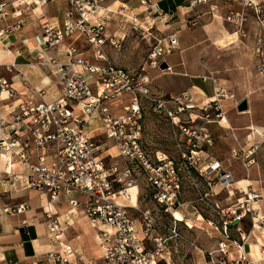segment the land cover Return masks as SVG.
Here are the masks:
<instances>
[{
    "label": "built area",
    "instance_id": "obj_1",
    "mask_svg": "<svg viewBox=\"0 0 264 264\" xmlns=\"http://www.w3.org/2000/svg\"><path fill=\"white\" fill-rule=\"evenodd\" d=\"M108 1H39L42 5L55 2L63 5L61 18L40 23L41 33L36 40L43 50L38 55L40 64L53 70L59 95L48 100L43 90L34 89L35 95L17 98L6 109L9 119L0 117V160L4 163L0 182L11 186L18 183L24 189H34L47 196L45 212L50 220V234L55 238L60 229L58 218H52L54 206L67 202L69 218L76 213L70 210L80 208L99 232L101 255L96 262L88 264H188L197 248L196 239L190 237L193 229L217 235L216 248L206 251L210 264H254L244 251L245 238L241 234L239 240L231 236L232 224L240 221L246 212L254 211L245 201L238 198L235 204L225 207L215 204L209 215L196 210L191 224L180 212L184 205L181 170L194 171L201 177L209 175L210 190L216 183L221 189L231 184V173L223 169L218 159L205 162L199 155L203 146L212 144V138L206 127L198 124L215 118L219 123L225 115L221 102L228 99L236 107L239 101L216 79L204 76L203 81L211 79L214 83L213 95L199 102L194 98L197 93L190 90L177 95L151 91L146 68L172 73L173 67L166 57L178 50L176 33L155 38L138 71L111 62L108 51L119 52L127 34L122 37L106 34V22L115 13L104 6ZM137 1L143 13L161 14L159 3L166 0ZM182 1L194 9L216 0ZM226 1H237L243 9L250 7L263 22L264 11L256 0ZM32 4L38 5L34 1L0 0V39L21 29L25 23L23 17L32 12ZM242 14V10H231L225 20L241 24ZM121 17L126 19L122 14ZM125 22L130 31L138 26L135 19ZM78 41L87 49L81 50L76 45ZM59 49L64 60L45 55L46 51L59 52ZM162 63L166 65L164 69L160 68ZM256 72L264 83V59L257 63ZM3 93L7 95L5 99L19 95L12 82L0 76V96ZM148 104L153 113L169 117L187 136L185 144L177 143L180 163L165 152L147 150L143 131L144 107ZM184 113L186 120L181 118ZM183 123L190 124L186 127ZM102 137L114 148V153L103 147ZM251 161L248 160V165ZM16 163L20 169L14 166ZM248 165L244 163L245 167ZM211 175L216 182H210ZM140 176L146 188L141 185ZM131 188H135L134 198ZM142 191L149 195L154 208L140 206ZM254 197L255 194L247 195L248 199ZM27 207L20 203L3 211L12 215ZM175 211L183 218H177ZM68 250L67 246L61 251ZM61 251L48 252L47 263L65 264L67 258Z\"/></svg>",
    "mask_w": 264,
    "mask_h": 264
},
{
    "label": "crops",
    "instance_id": "obj_2",
    "mask_svg": "<svg viewBox=\"0 0 264 264\" xmlns=\"http://www.w3.org/2000/svg\"><path fill=\"white\" fill-rule=\"evenodd\" d=\"M26 1H34L38 5L35 6L34 4H32V12H28L23 17L25 23L23 24L21 29H19L16 33L12 35H9L5 39H0V76L4 77L9 82H12L13 88L16 89L19 93V95H15L13 98L10 99H5L4 97L0 96V117L3 119H9V114L7 113L6 109H9L10 105L14 104V101H17V98L26 99L28 97H32L33 95H35L34 89L43 90V92L45 93V98L48 100H51L57 95H59L57 79L51 73V71L53 70L50 69V67L48 66L40 64L41 61H39L38 55L43 50L41 47L37 46L36 40L39 38V35L41 33L40 23L45 20L61 18L63 12V5L57 2L42 5L39 2L40 0ZM120 1L121 0H109L104 5L111 9L113 12H115L111 15L112 19L109 22H106L107 35H116L122 37L124 34H127L128 36L129 33L125 31V28H128V30L130 31V26L127 22L123 23L125 20L130 21V16L128 15H131L137 23V18L135 17L137 14L141 13L143 14V16L147 14L143 13L144 9L139 5V2L137 0H126L125 2ZM256 2L260 3L259 0H256ZM116 4H118V7L116 10H113L115 9L114 6ZM163 4L167 9H170L172 7L174 8L173 11L164 13L159 7L162 12L160 16L162 14H164V18H172L176 16L174 22H165L167 23V28H172L173 25L179 26L185 21L187 17H189H186L185 15L189 14L191 11L194 12V9H196L194 13L197 17L191 20V22L195 23L192 27L189 28L180 26L182 28L176 31L177 36L180 33L188 32L189 40L183 46H180V42L177 37V51L184 56L186 61L183 62L181 60L180 63H168V61L166 60V62L173 68L180 66L182 67V69H184L186 67V71L173 70L172 74H170L179 75L184 78H187L185 84L181 88L167 91V94H165L166 92L163 91L162 87L154 86L153 79L166 73H158L152 78H150L146 74L150 80V89L152 92L160 93L161 95H177L184 91L190 90L194 93H197L195 99L197 100V102H199L205 98L212 96L214 88V83L211 81V79L203 81L201 77H211L219 82L220 80L217 79V77L220 76H242L244 70L241 69L233 71V69L229 68L225 71L226 73L223 74L222 72H220V70H218L216 66L214 67L210 57L211 51L208 48L209 46L207 43L208 41L214 43V41L219 42L226 40V36H223V31H227V28L223 24V20L222 22H216L215 18H218L220 20V18L223 19L222 17L226 16L231 10L235 12L240 9L243 10V6L241 3H238L237 1L228 2L226 0H216L209 4L198 6L194 9H190L189 6L185 4L182 0H166L163 2ZM121 14L124 15L126 19H123L121 17ZM212 17L214 18V20L211 19ZM261 24L264 25V19ZM228 35L232 36L229 32ZM76 45H78L81 50L87 49V46L81 41L76 42ZM61 50L62 49H59V52L55 50L46 51L45 55L47 57L52 58H55L57 56L59 60H64L63 54L60 53ZM110 51L111 50L108 51V58L111 62L116 63L120 67L128 69L130 71H135L129 69L131 68V64L125 63L123 57L114 56ZM189 51H191L192 53H189ZM85 54L89 55L90 52L85 51ZM194 60H198L199 62H201L203 66L202 70H204L203 72H199V69L195 65ZM237 62L238 68H244L245 63H247L246 58L242 55L237 58ZM190 65L192 66V70L194 69V71L196 72H188V67H190ZM237 71L239 72L237 73ZM207 72L210 73V76L205 75V73ZM219 85L222 86L224 84H221L219 82ZM247 102H250L248 98ZM230 103L233 105V107H235L234 102L230 101ZM251 108V103H248V109L246 111L249 112ZM148 110L149 107H144L143 134L147 150H149L151 153H153L154 151L165 152L166 154L172 156L170 145L172 144L171 139H174L171 137L172 134L177 135L175 126L171 122H168L167 119L161 118V115H155L157 116V119L161 118L163 121H167L157 125L160 126V129L158 130V127H153V112L151 110L148 112ZM236 114H238V110L235 107V112H229L227 115L224 116L225 121L223 120L219 122L222 126L230 128V130L225 128L220 129L227 136H239L242 133L247 132V138H249L251 133H249V130H244L245 128L250 126H248L247 121L243 125L235 124L237 117H241L236 116ZM243 117H246V115ZM175 120H177V118H175ZM206 126L211 129L214 134H219L220 129L216 128L220 126L219 124L218 126H215L214 120L208 121L206 123ZM153 129H155V132L153 131ZM261 136L264 137L263 135ZM222 141L223 143L226 142V137L223 138ZM215 147L213 148V151H202L199 152V155L204 158L205 162L209 159H218L221 162V166L223 167V169L228 170L231 173L232 178L234 180V184L238 185L236 186V188L239 189L240 192L238 196L245 199V204L248 206H252V208L254 209V211L246 212L240 221L234 222L232 224L231 236L232 238L239 240V234H241L245 238V241L243 242V247L247 258L251 260L254 264H264V229H262L263 231H259L258 229L260 228V225L255 223L257 220L264 222V174L262 173L263 169L260 168L258 170L256 168L257 166L248 165L246 169L241 168L243 169L242 171L240 170L242 174L238 173V175L235 171H231L225 166L223 158L225 156L226 151L223 150L222 152H217ZM111 148L114 149L113 147H110L108 148V152H111ZM14 166L20 169V166L17 163L14 164ZM0 168H4L3 160H0ZM235 173L237 175H235ZM5 184L6 183L4 182H0V189H3L0 190V193H5L9 191L8 189L10 188H2ZM8 185L9 187L11 186L9 183ZM213 189L214 188L211 189V193H215ZM24 190L25 192L23 194L21 193V196H25V198H21V200H18L15 205L24 203L27 204L28 207L21 213H15L9 215V217H6V228H3V230L0 231V243L2 244L0 245V264H34L38 259V252L46 249V244L44 240L40 237L45 222L43 221V216L39 208L45 205L43 204L44 199H42L41 202L39 201L38 197L36 196V192H39L37 190ZM248 194H255V197L253 199H248ZM185 204L186 203H184V205ZM183 206L180 208V212L186 217V221L191 224L192 218L190 219L189 217H187L189 211L183 208ZM76 209L77 208H75V211ZM177 212L180 213L179 211ZM3 219L4 216L0 213V221H2ZM244 225H246L245 228ZM21 227H23L24 230L22 232H19V228ZM237 229H239V231ZM232 231H236L235 237H233ZM212 234L215 233H209V235ZM25 245H29L30 247V254L28 255L25 252ZM196 249L192 253L195 258L198 257ZM45 251L47 250H44V252ZM202 256L204 258V255ZM29 259L32 260L29 261Z\"/></svg>",
    "mask_w": 264,
    "mask_h": 264
},
{
    "label": "rangeland",
    "instance_id": "obj_3",
    "mask_svg": "<svg viewBox=\"0 0 264 264\" xmlns=\"http://www.w3.org/2000/svg\"><path fill=\"white\" fill-rule=\"evenodd\" d=\"M125 2L126 0H121ZM120 1V2H121ZM260 6L262 7L264 11V0H259ZM118 2V1H117ZM119 4V3H118ZM118 4L114 6L116 10L118 7ZM186 4V3H185ZM113 5V4H112ZM121 5V4H120ZM138 6V5H137ZM111 8V7H110ZM111 10V9H110ZM112 11V10H111ZM196 9H194V12ZM238 11H241L238 10ZM137 12V11H135ZM194 12H190L189 14H186L185 16H189L185 19L183 23H181L179 26L173 25L172 28H167V23L165 22H174L176 19V16L174 17H166L164 18V14L160 16V14H137L135 17L137 18V25L135 30L129 31L128 28H125V31L128 32V36H126L124 42L122 43L121 50L118 52L115 49H112L110 52L114 56L123 57L124 62L131 64V70L138 71L144 64V59L146 56V53L150 49V47L154 43L155 38H163L167 34L170 33H176L177 30L181 29L182 27H192L194 22H191L193 18H196ZM242 15L244 17V20L241 24H234L229 23L225 20V17L223 16L220 20L218 18H215V21L222 22L227 28V31H223L224 35L226 36V40L224 41H214V43L208 41V48L210 49V57L211 62L213 66L217 67L220 72L223 74L226 73L225 71L229 68L233 69V71L236 70H244L242 76L237 75L236 77H224L220 76L217 77L219 79L221 84L224 88H226L227 93H232L234 95V98L238 101L242 100L243 98H248L251 103V110L249 112L247 111H238L236 123L238 125H243L246 121L248 126L245 128L244 131L249 130V133H251L250 137L247 138V132L242 133L239 136H227L224 134V132L220 128L229 129L227 127L222 126L220 123H218L217 118L214 119L215 126H219L216 129H220L219 134H214L211 129H209L206 126L205 121H199L198 125L206 127V129L210 132L211 138H212V144L211 145H205L203 146V151H213V148L217 152H222L223 150L226 151L225 156L223 158L225 162V166L231 170L235 171L237 174L241 173V168H247L244 166V163H247L248 160H252L250 166H257L256 168L259 170L260 168L263 169L264 174V83L259 78L257 72H256V65L260 60L264 59V25L261 24V22L257 19V16L254 14L253 10L250 7L244 8L242 10ZM131 16V15H128ZM184 16V17H185ZM210 16V15H209ZM212 16V15H211ZM148 17V18H146ZM158 17V18H156ZM156 18V19H155ZM264 19V15L262 17ZM134 19V18H130ZM166 19V20H164ZM211 19L214 20L212 17ZM228 32L232 35L229 36ZM180 46H183L188 42V32L180 33L178 36ZM218 47V48H217ZM244 52V53H243ZM189 53H192L189 51ZM189 55V54H188ZM243 56L246 58L247 63H245L244 68H238V62L237 58L240 56ZM166 60L168 63L177 62L180 63L182 60L183 62L186 61L184 56L180 54L178 51H174L172 54L166 57ZM195 65L198 67L199 72H203V66L201 62L198 60H194ZM182 71L187 70L186 67L182 69V67L177 66L172 68V71ZM188 72H196L194 69L192 70V66L188 67ZM239 71H237L238 73ZM161 73L158 69H150L146 68V74L152 78L156 74ZM172 73H166L164 75H161L157 78L153 79L154 86H160L163 88V91H171L176 90L177 88H181L187 78H184L179 75H170ZM206 76H210V73H205ZM216 77V76H214ZM226 81V82H225ZM196 94L194 95V98H196ZM224 99V98H223ZM231 100L225 99L221 103L223 105V110L225 111V115H227L229 112H235V107L230 103ZM232 102V101H231ZM12 105H10L11 107ZM9 107V108H10ZM149 107V104L148 106ZM194 112H198L196 108H194ZM151 110L149 107L148 112ZM247 112V113H245ZM152 113V112H151ZM240 114V115H239ZM244 114V115H243ZM159 116L156 113H152V121L154 122L153 127H158L159 130L160 126H157L161 124L162 122H171L169 117L166 115H162L161 118L157 119V116ZM246 117H243L245 116ZM148 117V116H147ZM156 117V118H155ZM182 120L187 119V113H184L182 115ZM157 119V120H156ZM159 120V121H158ZM162 120V121H161ZM161 121V122H160ZM190 124V123H189ZM189 124L183 123V126L188 127ZM152 127V128H153ZM177 135L172 134L171 142V151L172 156L176 160V162L180 163L181 158L178 156V154L175 152L177 151V143H183L185 144L187 136L184 133H181L177 127H175ZM155 132V129H153ZM161 131V130H160ZM261 134V135H260ZM170 137V138H171ZM226 137V142L223 143V138ZM103 147L110 148V144H106L104 137L101 139ZM220 143V144H218ZM222 144V145H221ZM232 149H234L233 153ZM111 152H114V149L111 148ZM263 165V167H262ZM244 169V170H245ZM241 170V171H240ZM235 173V175H237ZM182 175V190H181V198L184 203H186L183 208H185L187 211H189L187 217L191 219V223L194 222V212L197 210L201 212L203 215H209L211 206L214 207L215 204H218L219 206H229L232 204H235L237 202V199L240 198V200L243 202L245 199L239 197L240 194L239 189L236 188L238 186L237 184H234V180L232 178L231 184L227 188H222L219 184H215L213 187L215 193H211V190L208 187V181H209V175L206 177L196 176V172L191 171L187 172L184 170H181ZM239 175V174H238ZM213 179L212 183L214 181L216 182V178L212 177ZM139 181L141 182V185L143 188L145 187V182L142 179V176L139 177ZM6 183L2 188H10L8 189V192L0 193V213L4 216V219L0 221V231L3 230V228H6V217H9L8 212H4V208H10L14 209L16 206L15 203L18 200H21V198H25V196H21V193L23 194L25 190L18 184L15 183V185L10 186L8 185V182ZM196 183V185H195ZM214 185V184H213ZM142 188V190H143ZM3 190V189H0ZM1 192V191H0ZM141 194L140 198V206L141 207H155L154 203L150 201L149 195L145 196L144 191ZM214 194V195H213ZM21 196V197H20ZM36 196L38 197L39 201L41 202L42 199H44L45 205L39 208L42 216L43 221L45 222V225L41 231V239L44 240L46 244L47 250L44 252L39 251V255L37 256V260L35 263L37 264H48L47 263V255L50 251L60 252L63 247L67 248L69 247L68 252L61 251V254L67 258V262L65 264H88L89 262H96L98 258L101 255V251L98 246V229L96 226H93L88 218L84 215V213L81 211L80 208L76 209V213L71 216L70 218L66 215L67 211L69 210L70 206L67 202L63 201L59 205L54 206L55 213L52 214V218L57 217L59 221L58 228L60 229L59 234L55 238L54 236H51L49 231L50 226V220L46 215L45 208H47V202L48 198L41 192H36ZM46 198V200H45ZM79 198V197H78ZM81 199V198H79ZM48 210V209H47ZM188 219V218H187ZM69 223H67V222ZM255 223L260 225L259 231H263L264 229V222L257 220ZM246 225H244V228ZM190 237L196 239L197 244V253L198 257L195 258L194 255L191 254L188 264H210L208 262V258L206 256V251L209 249L216 248V240L217 235L212 234L209 235L203 230L199 229H193L190 232ZM233 237L236 235V231H232ZM0 245H2L0 243ZM48 245V246H47ZM42 250V249H40ZM43 252V253H42ZM203 252V253H202ZM204 255V258L203 256ZM32 259H29L31 261ZM195 261V262H194ZM34 263V264H35ZM58 264V263H57Z\"/></svg>",
    "mask_w": 264,
    "mask_h": 264
},
{
    "label": "water",
    "instance_id": "obj_4",
    "mask_svg": "<svg viewBox=\"0 0 264 264\" xmlns=\"http://www.w3.org/2000/svg\"><path fill=\"white\" fill-rule=\"evenodd\" d=\"M165 67H166L165 63H162L160 66L161 69H164ZM236 109L238 111H246L248 109L247 98H243L242 100H240L236 106ZM23 230H24L23 227L19 228V232H22Z\"/></svg>",
    "mask_w": 264,
    "mask_h": 264
},
{
    "label": "bare ground",
    "instance_id": "obj_5",
    "mask_svg": "<svg viewBox=\"0 0 264 264\" xmlns=\"http://www.w3.org/2000/svg\"><path fill=\"white\" fill-rule=\"evenodd\" d=\"M130 18H132V16H130ZM93 22H94V20H93ZM138 22V21H137ZM39 39V38H38ZM6 93H3L2 95H1V97H4V98H6ZM225 116V115H224ZM224 116H223V118L220 120V121H223L224 120ZM225 121V120H224ZM242 183V182H241ZM134 190H135V188H131V192H132V197L134 198ZM75 211V209L74 210H70L69 212H74ZM175 216L177 217V218H180V219H182V215L180 214V213H178L177 211H175ZM189 223V222H188ZM190 224V223H189Z\"/></svg>",
    "mask_w": 264,
    "mask_h": 264
},
{
    "label": "trees",
    "instance_id": "obj_6",
    "mask_svg": "<svg viewBox=\"0 0 264 264\" xmlns=\"http://www.w3.org/2000/svg\"><path fill=\"white\" fill-rule=\"evenodd\" d=\"M179 1H180V0H179ZM163 2H164V1H161V2L159 3V7H160V9H161L164 13H167V12H169V11H173V8H174V7L170 8V9H167V8L165 7V5L163 4ZM29 249H30L29 245H28V246L25 245V252L27 253V255L30 254Z\"/></svg>",
    "mask_w": 264,
    "mask_h": 264
}]
</instances>
